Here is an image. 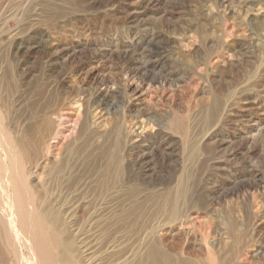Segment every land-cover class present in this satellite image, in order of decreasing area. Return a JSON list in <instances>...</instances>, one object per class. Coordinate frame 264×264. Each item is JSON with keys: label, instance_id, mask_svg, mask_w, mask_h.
I'll return each mask as SVG.
<instances>
[{"label": "rangeland", "instance_id": "1", "mask_svg": "<svg viewBox=\"0 0 264 264\" xmlns=\"http://www.w3.org/2000/svg\"><path fill=\"white\" fill-rule=\"evenodd\" d=\"M0 112L60 264H264V0H0Z\"/></svg>", "mask_w": 264, "mask_h": 264}, {"label": "bare ground", "instance_id": "2", "mask_svg": "<svg viewBox=\"0 0 264 264\" xmlns=\"http://www.w3.org/2000/svg\"><path fill=\"white\" fill-rule=\"evenodd\" d=\"M157 52L156 49L153 51V53ZM173 124L175 129L182 128L178 121H174ZM4 126L3 116L0 112V264H12L13 261V264H60L55 253L54 244L61 242L62 237L68 235L72 229L73 225L68 221V218H71V213L68 211L69 209H62L63 207L60 209L56 205L58 199L56 200L55 197L54 199L50 198L46 188L42 190L45 201H42L41 205L39 202L41 197L38 199L26 178L27 169L23 168L21 156L17 149L18 142H14L13 136L7 132ZM83 127L85 128V124ZM38 129L40 138L50 131L51 124L47 117H43ZM116 130H119L117 125L114 127V133H116ZM119 134L120 132L117 135V143L120 142ZM42 140L40 141L37 137L35 140L36 146L44 141ZM112 163L109 160L107 167L111 166ZM102 176L104 179L107 177V169ZM132 212L135 213L136 210ZM66 215H68V218ZM231 215L232 210L229 208H224V213L219 214L220 222L224 225L225 231L223 234L227 235L230 240L221 243L219 252L222 264L234 262L232 259L235 251L238 252L240 249L237 248L246 241L247 230L245 226L230 218ZM122 220L124 219L122 218ZM71 231L74 232V230ZM52 241H55V243L52 244ZM68 244L67 247L70 249L72 246L69 244V247ZM215 246L217 245L215 244ZM64 247H62V250H64ZM175 256L164 252L159 245L152 244L141 262L142 264L195 263L190 259L178 260V256ZM10 261L12 262L10 263Z\"/></svg>", "mask_w": 264, "mask_h": 264}]
</instances>
